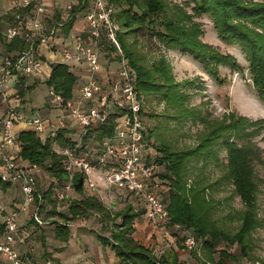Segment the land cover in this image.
<instances>
[{
	"label": "trees",
	"instance_id": "trees-1",
	"mask_svg": "<svg viewBox=\"0 0 264 264\" xmlns=\"http://www.w3.org/2000/svg\"><path fill=\"white\" fill-rule=\"evenodd\" d=\"M88 1L78 0L77 4H72L66 18L62 22L56 19L58 23L54 25L60 23L61 32L68 35L77 14L88 7ZM106 1L114 9L113 17L118 26L117 39L132 75L135 90L143 100V116L146 102L151 97L160 96L159 100L164 101L168 106H173L182 114L187 112L183 105L188 97L182 93L178 84L174 83L166 59L161 57L158 61L153 60L149 63L145 60V55L137 53L134 40L137 34L149 39L155 38L160 45L164 46L163 48L178 51L190 57L193 62L202 65L209 76H217L216 68L219 66L234 67L229 56L218 55L208 45L199 41L200 31L195 25H190L189 15L182 10L168 12L165 0ZM189 3L194 5L193 10L196 14L211 16L213 28L223 42L239 46L248 62L252 86L264 100V0H190ZM23 12L24 10L13 8L10 13L2 16L0 23L12 20L9 26L14 21V16ZM1 33L0 30L2 51L12 58L19 56L26 48L25 42L18 37L6 43ZM101 43L105 48L102 51L107 52L106 56H109L113 62L117 61L116 57H111L112 50L108 44L104 41ZM40 58L44 59V56L40 55ZM48 68L49 72L45 81L47 88H52L65 101L71 100L77 82L76 76L67 65L51 63ZM23 79L25 78L17 79L20 80L18 81L19 97L23 96L24 83L21 81ZM188 85L187 82V87ZM116 117V114H112L104 124L96 125L81 133L80 151L96 150V143L104 138L112 137ZM242 122L246 120L237 118L229 120L228 124L221 122L213 125L202 143L186 151H174L160 139L156 132L146 131V162L153 166L155 177L161 183V198L169 216V223L164 228L176 240L177 250L184 249L183 232L191 233L199 244L201 255L203 253L206 255L205 261L212 264H247L249 238L257 227L251 210L255 179L252 176L251 161L247 155L250 152L244 146L238 148L233 141L227 139L231 136L230 134H235L231 131L236 132L238 129L240 134L236 135V140L244 141L248 138L241 131ZM16 142L17 159L38 166L40 171L49 178L48 187L44 189H42V178L40 180L36 178L33 205L41 222L51 220L57 237L61 238V241L66 242L68 239L70 222L94 219L103 225L101 229L109 230L108 236L96 233V238L102 246L109 247L114 252L118 259L117 264H184L180 263L174 252L170 253L169 258L166 255L156 256L151 249L134 239L133 224L144 214V209L138 210L136 205L133 207L130 204L126 205L122 211L112 214L95 194L87 192L80 174L74 175L71 182V191L77 194V198H65L63 202L66 204V212L59 211L55 194L63 189L68 182V177L63 169L65 158L57 153L56 147L53 148V146L56 144L64 148L75 145V141L65 132L57 131L54 137L41 138L30 129L19 132L16 135ZM221 148L226 151L223 178L231 183L234 194L240 197L242 204L247 208L239 213V225L237 231L232 234L219 229L209 220L203 195L206 188L201 187L202 181L196 179L190 184L187 182L189 163L196 160L201 161L205 166L213 155L215 158ZM216 162L220 165L218 160ZM13 184L19 187L17 183L0 180L1 191L6 192ZM134 202L138 203V201ZM6 212L4 209V212L0 213V241L5 232L3 215ZM31 223L38 226L33 219ZM231 249L237 252L234 254L230 252ZM188 257L193 264H202V259L196 257L194 253H188ZM20 258L25 264L21 255ZM0 264H7V262L0 258Z\"/></svg>",
	"mask_w": 264,
	"mask_h": 264
},
{
	"label": "built area",
	"instance_id": "built-area-1",
	"mask_svg": "<svg viewBox=\"0 0 264 264\" xmlns=\"http://www.w3.org/2000/svg\"><path fill=\"white\" fill-rule=\"evenodd\" d=\"M48 0H20L15 9L24 10L17 13L14 21L1 36L3 41L10 43L16 38L25 42L26 48L12 58L2 51L0 46V98H11L10 105L0 119V180L19 184L23 195L20 206L11 209L3 215L5 232L0 241V258L7 264H24L17 250V218L21 211L34 204L33 193L36 191L35 180L40 175L36 165L20 162L17 164L16 136L13 127L22 124L32 129L41 138L45 133L54 137L57 131L77 127L80 133L73 147H57L56 152L64 156L63 169L68 182L55 198L62 203L71 189V182L76 174L83 177L86 188L96 191L93 173L103 175L106 186L131 196L143 205L145 216L154 229L164 227L169 223L168 211L161 198L162 186L155 177L154 168L146 162L145 154L146 129L143 121V100L137 94L132 75L123 56L117 39L118 26L114 21V9L106 0H90L84 19L87 33L76 34L69 45L62 46L53 58L41 59L40 47L46 45L53 48V41L61 24L44 27V13ZM71 2L65 4V10L72 7ZM101 41L108 44L112 56L118 60V70L114 81L102 86L97 75L101 69L100 50L104 48ZM51 63L62 65L85 64L88 79L79 88L76 98L65 101L52 88L47 91V100L59 115L50 120L28 117L18 109L21 98L17 94L9 96L4 89L11 78H28L44 76L45 67ZM116 114L114 131L110 138H104L96 143L97 149L84 152L81 149V133L96 125L104 124L107 119ZM86 147V146H85ZM4 209L0 206V213ZM37 224L41 221L36 213L32 215ZM177 229L179 227H176ZM182 245L189 254H195L201 259V251L196 238L188 232H183ZM202 264H212L202 259Z\"/></svg>",
	"mask_w": 264,
	"mask_h": 264
},
{
	"label": "rangeland",
	"instance_id": "rangeland-1",
	"mask_svg": "<svg viewBox=\"0 0 264 264\" xmlns=\"http://www.w3.org/2000/svg\"><path fill=\"white\" fill-rule=\"evenodd\" d=\"M189 2L190 0H165L166 10L168 12L182 10L186 15H189L190 25H195L200 31L199 41L208 45L218 55L229 56L234 67L219 66L216 68L217 76H209L202 65L193 62L190 57L182 55L178 51L163 48L164 46L160 45V42L155 38L149 39L137 34L134 38L137 53L145 55V60L149 63L153 60L158 61L161 57L166 59L174 83L178 84L182 93L188 97L183 105V108L187 110L184 114L159 100L160 96L149 98L144 109V127L148 133L156 132L160 139L164 140L163 142L172 147L174 151H186L194 149L202 143L213 125L221 122L228 124L229 120L237 118L246 120V122H242L241 128V131L248 136L246 140H236V135L240 134L239 129L236 132L231 131L235 134H230L231 136L227 137L238 148L244 146L249 150L250 153L247 155L251 161L252 176L255 179V193L251 210L254 213L257 227L249 238L248 262L242 261H246L247 264H264V100L252 86L248 62L239 46L223 42L213 28L211 16L196 14L193 10L194 5ZM11 21H2L0 28L5 29ZM56 23H58L56 20L52 21V26ZM106 55L107 53L102 51L100 59L106 60ZM187 82L189 83L188 87ZM44 90L45 88H38L35 92L30 93L31 97L35 95L40 97L38 100L34 97L32 106L35 110H38L46 102L42 93ZM26 92L28 91L24 90L23 97ZM54 147L56 146L54 145ZM213 156L205 166L201 161L196 160L189 163L187 182L190 184L196 179L202 181L201 187L206 188L203 195L208 208L209 220L219 229L232 234L237 231L239 213L247 208L242 204L240 197L234 194L231 183L223 178L226 151L221 148L215 158ZM41 175L42 189H44L48 187L49 178L45 173ZM94 181L96 182V191L93 193L108 211L114 214L125 209L127 204L124 200L125 197L129 199V196L118 190L107 188L103 175ZM68 194L71 197L73 192ZM65 205V202L58 205L61 213L66 212ZM30 207L35 212L34 205ZM93 217L96 218V216ZM54 220H58V218H54ZM49 221L51 222V220ZM142 227L147 240L144 246L152 247L158 255L166 253L167 255H165L169 258L168 251L175 244L170 233H165L161 228L154 229L152 226V229L145 225ZM181 251L177 252L181 259L180 263L193 264L188 257V252L184 249ZM230 252L235 254L237 250L231 249ZM205 256L203 253L201 259L205 260Z\"/></svg>",
	"mask_w": 264,
	"mask_h": 264
},
{
	"label": "crops",
	"instance_id": "crops-1",
	"mask_svg": "<svg viewBox=\"0 0 264 264\" xmlns=\"http://www.w3.org/2000/svg\"><path fill=\"white\" fill-rule=\"evenodd\" d=\"M20 0H0V21L3 15L6 13H10L12 9L15 7V5ZM68 2H73V5L77 4L78 0H48L46 5V11L43 15L44 17V27L47 29L48 27L52 26V21L56 19H60L59 22H62L67 15V10H65V4ZM90 0L88 1V7H89ZM88 7L77 14V17L74 21V24L68 33V35H64L59 29L57 32V35L53 41V48L47 47L46 45L41 46V55L44 56V59L53 58V53L55 55L58 54V51H60L62 46L69 45L72 38L76 34H85L87 33V25L84 19V15L88 10ZM5 29H1V31H5L8 28V25ZM105 48H102L100 50V53ZM107 53V52H106ZM112 57V55H111ZM100 66L101 69L97 75L98 81L104 86L105 88H108L106 85L109 83V81L115 80V75L118 70V62L117 61H111L109 56H106V60L102 61L100 59ZM70 71L76 76L77 82L74 86V93L73 98H76L79 93V88L82 84H84L88 79V70L85 64H78V65H68ZM49 72V68L45 67L44 76H31L26 79L21 80L22 83H24L23 86V92L24 90L28 91L26 92L25 96H20L21 103L18 106V109L20 112L25 114L28 117H37L40 119L50 120L54 121L55 118L59 115V111L55 110L50 102L47 100V91L49 88H47L45 81L47 78V74ZM18 79V78H17ZM16 78H11L4 89V91L9 95L12 96L13 94L18 95L19 91V82L20 80H17ZM21 85V84H20ZM38 88H45L43 93V97L45 98V101L43 103V106H41L38 110H35L34 106H32V103L34 102V97L36 100H38L39 96L31 97L30 93L35 92ZM31 91V92H29ZM12 94V95H11ZM24 94V93H23ZM19 96V95H18ZM11 98H8L6 100H3L0 98V119L2 115L5 113L6 109L10 105ZM30 130V128L22 125V124H16L13 127V133L15 136L22 131ZM65 132V134L72 138L74 141L77 140V137L79 133L81 132L80 129L77 127L73 128H67L65 130H60ZM48 132L45 133L46 138L48 135ZM56 146V144H54ZM18 150V148H17ZM3 151V148L0 145V153ZM20 159H17V164L22 165L20 163ZM26 164V162H23ZM42 172L38 176L37 180H40L42 178ZM93 178L96 180L99 178V173H93ZM16 184V183H15ZM69 192H71V189L67 192V197H69ZM87 192L90 194H94L92 191L90 192L87 189ZM128 196V195H127ZM23 195L20 192V189L18 185H14L8 189L6 192H2L0 188V206L5 209L7 212L11 209H14L18 206H20V201L22 200ZM76 199L77 194L73 192V195H71V199ZM127 198V199H126ZM127 201V205H132L133 207H137L138 210L144 209L143 205L140 203H135V199H133L131 196L125 197L124 202ZM134 202V204H133ZM137 202V201H136ZM66 208V206H65ZM145 210V209H144ZM34 214V211L31 210V207H27L24 211H21L18 214L17 218V250L19 251L20 255L24 258L25 264H117L118 259L116 258L114 252L106 246H102L100 242L96 238V233H101L102 235L108 236L109 230L107 229H101L103 226L99 221L97 220H77L70 222L68 224L69 229V236L66 242L61 241V238L57 237V234L54 230V225L52 222L43 221L41 224H35L31 223L32 215ZM52 224L53 226H47ZM147 226L149 229H152L151 226L148 223V220L144 214L137 218L134 221L133 228H134V239L141 245L144 246V243L147 241L145 239L146 234L143 233V227ZM108 227V225H107ZM165 231V233H169L164 227H161ZM159 232V231H158ZM154 233V232H153ZM60 237V236H59ZM174 247L170 249L168 252L169 254L174 252L176 257L180 259V257L177 255V252H182L181 250H177V242L175 239H173ZM153 251V253L156 256H161L165 254L158 255L155 253L153 248H149ZM174 250V251H173ZM167 255V254H166ZM181 262V261H180Z\"/></svg>",
	"mask_w": 264,
	"mask_h": 264
}]
</instances>
